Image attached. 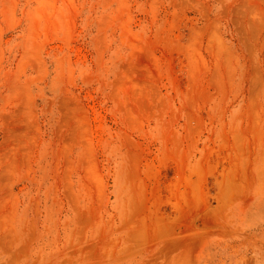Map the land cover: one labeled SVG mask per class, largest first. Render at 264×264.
Segmentation results:
<instances>
[{
  "label": "rangeland",
  "instance_id": "obj_1",
  "mask_svg": "<svg viewBox=\"0 0 264 264\" xmlns=\"http://www.w3.org/2000/svg\"><path fill=\"white\" fill-rule=\"evenodd\" d=\"M0 264H264V0H0Z\"/></svg>",
  "mask_w": 264,
  "mask_h": 264
}]
</instances>
